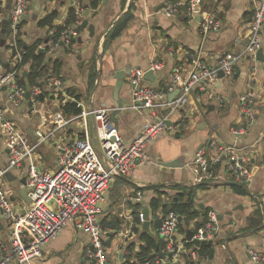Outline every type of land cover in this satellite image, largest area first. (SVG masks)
Here are the masks:
<instances>
[{
  "label": "crops",
  "instance_id": "crops-1",
  "mask_svg": "<svg viewBox=\"0 0 264 264\" xmlns=\"http://www.w3.org/2000/svg\"><path fill=\"white\" fill-rule=\"evenodd\" d=\"M4 1L3 13L8 0ZM89 1L30 0L21 34L27 43L41 40L40 49L44 50L50 39V28L40 25V20L56 11L54 28L64 26L72 6L82 10V21L84 12L89 10L87 19L93 23L94 31L91 35L88 27H81L70 46L61 44L53 52H47V57L52 60L48 61L47 70L43 72V86L38 85L43 99L40 95L36 111L32 110L26 94L19 105H14L8 99V87H3L0 93L5 117L13 121L31 142L38 143L34 159L42 171H54L58 167V146L61 143L73 144L89 138L100 152L96 120L92 115L83 116L81 113L85 111L103 106L112 108L113 123L127 143L141 133L147 121L167 117L169 110L166 108H159L155 116L150 109L127 108L133 87L128 79L129 70H148L153 61L161 62V68L144 78L143 84L165 90L176 68L180 69L183 78L188 77L194 58L215 65L225 54H238L249 39L251 20L258 3V0H203L191 17L184 7L171 16L162 11L165 3L174 0H100L95 8ZM125 14L130 15L129 19L113 35L115 28L124 22ZM206 15L218 18L220 27L203 33L200 22ZM6 36L5 42L0 43V60L5 68L10 64L13 66L14 61L11 39ZM262 43L264 52V33ZM54 60L60 62L58 73L52 72ZM27 67L23 68L24 75ZM124 70V84L116 98L115 75ZM48 76L59 77L61 89L49 84ZM172 92L168 91L167 99ZM245 93L253 95L256 120L248 131L236 137L233 130L245 123L241 101ZM118 101L124 104L119 111ZM69 102L78 110L66 109ZM59 111L77 117L58 128L54 114ZM167 121L172 127L162 131L146 146L151 160L138 164L129 175H117L101 203L99 219L104 230L108 264H127L137 260L136 256L145 244L142 238L145 233L161 241V247L157 246L155 251L162 264H189L184 255L173 257L164 251V240L158 229L166 214L162 206L170 203L172 195L193 186L195 208L199 214L179 221L174 240L185 243L187 230L195 231L204 222L208 211L215 210L220 229L213 240L214 256L210 257L212 247L208 246L210 254H201L196 264H260L251 259L248 251L255 249L264 255V60L240 57L235 61L233 75L196 83L188 92L184 106L168 115ZM2 132L0 122V169L7 165L9 157ZM213 139L221 144L234 145L245 154L253 175L250 182L241 184L233 179L227 157L210 167L207 179L196 181L199 169L193 163L195 152ZM209 152L214 153V149L209 148ZM174 159L179 161L178 166L162 165ZM28 164L29 160L25 159L20 168L5 176V189L17 209L29 204L21 195V181L26 177ZM137 190L143 192V200H129L128 197ZM154 197L161 199L157 209L151 204ZM146 208L150 215L148 228L139 217L140 211ZM253 218L261 219L259 226L251 225ZM10 232L11 223L0 209L2 252L11 248ZM186 247L195 249L198 245L194 243ZM91 249L88 235L69 223L42 246L41 257L25 264H94Z\"/></svg>",
  "mask_w": 264,
  "mask_h": 264
},
{
  "label": "built area",
  "instance_id": "built-area-1",
  "mask_svg": "<svg viewBox=\"0 0 264 264\" xmlns=\"http://www.w3.org/2000/svg\"><path fill=\"white\" fill-rule=\"evenodd\" d=\"M203 0H174L168 1L162 7V11L171 16L185 8L189 16H193L196 6ZM5 1L0 0V7ZM30 0H12L9 22L5 36L11 39V46L16 47V40L21 37L22 23L28 11ZM4 17L0 11V22ZM82 22V10L76 9L75 23L64 29L58 38H53L56 32L53 24L49 27L50 39L44 49L53 52L61 44L70 46L73 38L78 35L77 26ZM203 33L217 29L221 21L213 15H206L201 20ZM2 26V25H1ZM0 26V31H1ZM264 33V0H258L254 9L250 35L243 49L236 55L225 54L220 57L215 65H209L197 58L192 59L191 69L188 77L183 78L180 69L176 68L169 87L159 90L152 86L143 84L147 69H131L128 79L132 84L131 103L129 109H150L153 116L159 108H166L171 115L181 109L187 102V94L198 82L213 81L219 78L222 70L225 76L234 74L235 61L240 57H256L258 49L262 48V35ZM4 36V37H5ZM0 33V41H1ZM39 47L41 45L39 44ZM43 49V48H42ZM21 52L18 50L13 55V65L20 59ZM162 63L153 61L150 69H160ZM19 70L13 67L7 70L0 60V93L3 87H8L9 100L14 105H19L25 98L26 88L21 84ZM49 84L61 89L62 81L59 77L48 76ZM179 89L175 99H167L168 91ZM42 89L38 85L30 88V102L33 111L37 110ZM242 112L245 123L240 128L234 129L236 137L248 131L256 120L257 108L253 95L245 93L241 96ZM83 116L92 115L96 120V137L99 151L95 148L89 138L79 139L73 144H59L58 167L54 171H42L39 169L34 152L38 143L30 141L13 121L7 119L4 109L0 105V122L4 134L5 145L9 150L7 165L0 169V209L11 223L10 243L8 252L0 251V264H8L16 261L18 264L29 263L35 258L42 256V246L55 238L66 225L73 223L75 227L86 233L92 246L90 255L94 264H108L107 251L104 242V230L101 227L99 214L101 203L111 182L117 175H129L135 167L151 160L146 151L149 141L159 135L165 129L172 126L168 124L167 117L150 120L145 123L141 133L131 142L123 140L112 119V108L97 107L81 113ZM77 117V116H76ZM66 116L63 112L54 114V121L58 128L64 127L76 118ZM214 149V153L209 152ZM223 157L228 159V169L233 179L241 184H247L252 180V171L248 166L245 154L236 146L221 144L215 139L210 140L207 145L201 146L195 152L193 163L199 169L196 181L207 179L212 165L219 163ZM25 159L29 160L26 187L30 199L29 204L22 209H17L5 189L4 181L8 172L22 166ZM129 200L141 202L143 192L137 190L131 194ZM140 220H145L144 211L139 213ZM179 223V215L175 211H168L162 219L158 229L160 237L164 240V251L175 255L183 254L187 249L186 242L198 240H214L220 229L218 213L210 210L204 222L193 231V237L184 242H176L174 235ZM188 263L196 264L201 257L198 250L187 249ZM251 259L263 264L264 255L255 250L248 251ZM143 264H162L160 258L146 260Z\"/></svg>",
  "mask_w": 264,
  "mask_h": 264
},
{
  "label": "trees",
  "instance_id": "trees-1",
  "mask_svg": "<svg viewBox=\"0 0 264 264\" xmlns=\"http://www.w3.org/2000/svg\"><path fill=\"white\" fill-rule=\"evenodd\" d=\"M100 0H90L89 4L93 6L94 8L98 6ZM57 15L56 11H53L50 14H47L40 20V25L45 26L48 25L49 27L52 26L53 21ZM130 15L125 14L122 19H124V22L119 24L117 28H115V31L113 35L118 33L121 28L124 26L125 22L129 19ZM76 20V8L75 6L70 7L69 10V16L67 18L66 24L64 26H60L57 28L55 35L53 38H58L61 34V32L68 28L69 26H72L75 23ZM2 23L0 22V26ZM81 26H77V29L80 30ZM41 40H37L35 42L27 43L22 39V37H19L16 40V47L13 45L12 50L13 54H15L18 50L21 52L20 59L15 63V65L12 66L10 64L8 67H6L7 70L12 69L13 67H16L20 73V82L22 85H30V87L34 86L35 84L43 86V79L44 71L47 70V63L49 60H52V57H47V49L45 48L40 52V44ZM27 67V74H23V71L25 66ZM60 66V62L58 60L53 61V67L52 72L58 73V69ZM51 72V73H52ZM61 94V93H59ZM74 109L75 111L78 110L77 108H74V105L69 102L66 104V109ZM236 188L240 189V191H243L240 186H236ZM161 199L154 197L151 201V204L153 205V208L157 209L160 206ZM163 213H167L168 211H175L179 216H181V219H188L193 216H196L199 214L198 210L195 208V189L194 186L190 189H183L182 191H179L177 194H174L171 196V200L169 204H164L162 206ZM206 214V213H205ZM204 214V215H205ZM207 216V214H206ZM206 219V218H205ZM261 223V219H252L251 225L254 227L259 226ZM143 240L145 241V244L142 245L141 251L137 254V260L135 261H128L127 264H143L146 260H153L156 257L157 251L155 249L157 246L162 245L161 241H156L155 238L150 235L149 233H145L142 236ZM187 246H193L194 242H186ZM200 254L208 256L210 254L211 249L208 246L205 245H199L198 247H195ZM184 257L188 260V255L186 253L183 254ZM189 262V261H188Z\"/></svg>",
  "mask_w": 264,
  "mask_h": 264
},
{
  "label": "water",
  "instance_id": "water-1",
  "mask_svg": "<svg viewBox=\"0 0 264 264\" xmlns=\"http://www.w3.org/2000/svg\"><path fill=\"white\" fill-rule=\"evenodd\" d=\"M200 7V5H197L196 6V10H198ZM10 8H11V1L8 0V2L6 3L5 5V8H4V17L2 19V28H1V41L0 43L3 44L5 42V33L7 31V26H8V22H9V16H10ZM0 11H3L0 7ZM89 15V10L86 9V11L84 12V20L81 22L80 26L85 28V27H88L91 31V35L93 34V31H94V25L93 23L90 24L88 22V17ZM95 15V14H93ZM43 49H40V52L42 51ZM256 57L258 59H261V60H264V52H263V48H260L258 49L257 53H256ZM131 70H129L128 73H130ZM125 73H126V70L124 71H118L115 75V78H116V84H115V87H114V96L116 98H118L119 96V92H120V89L122 88L123 84H124V76H125ZM154 73V71L152 69H148L145 73V78L149 77L150 75H152ZM225 74L222 70L219 71V77H224ZM179 94V89H176L174 90L172 93L169 94V100H173L176 98V96ZM26 97L29 98L30 97V85L28 84L26 86ZM41 98L43 99V94H41ZM71 100V99H70ZM74 102L77 103V101L74 99ZM124 107V104L123 102L121 101H118V104H117V111L121 110L122 108ZM169 124V122H168ZM162 165L164 166H168V167H175V166H178L179 165V161L177 159H174V160H170V161H166L164 163H162ZM7 176H10V173L8 172L7 173ZM23 183V189L21 191V195L27 200V201H30L29 197H28V194H27V189L26 187L24 186L26 184V177H23L22 181ZM231 183H234V184H238L237 182H231ZM144 214H145V220H144V227L145 228H148V225H149V220H150V215H149V209L146 208L144 210ZM179 221H181V216H179ZM193 231L192 230H187V235L186 237L188 239H191L193 237ZM194 243L196 245H205V246H210L212 247V251H211V254H210V257L212 258L214 256V253H215V247L213 246V240H198V239H194ZM164 256V255H162Z\"/></svg>",
  "mask_w": 264,
  "mask_h": 264
},
{
  "label": "rangeland",
  "instance_id": "rangeland-1",
  "mask_svg": "<svg viewBox=\"0 0 264 264\" xmlns=\"http://www.w3.org/2000/svg\"><path fill=\"white\" fill-rule=\"evenodd\" d=\"M130 257V256H129ZM130 259H131V257H130Z\"/></svg>",
  "mask_w": 264,
  "mask_h": 264
}]
</instances>
